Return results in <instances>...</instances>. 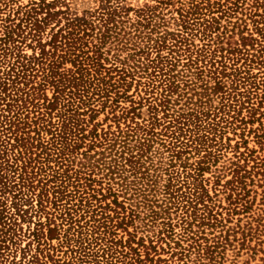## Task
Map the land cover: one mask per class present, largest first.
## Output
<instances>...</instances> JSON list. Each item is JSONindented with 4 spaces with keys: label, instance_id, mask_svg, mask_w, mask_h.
Masks as SVG:
<instances>
[{
    "label": "trees",
    "instance_id": "trees-1",
    "mask_svg": "<svg viewBox=\"0 0 264 264\" xmlns=\"http://www.w3.org/2000/svg\"><path fill=\"white\" fill-rule=\"evenodd\" d=\"M13 1L0 0V257L23 236L10 264H218L264 236V0H106L88 17Z\"/></svg>",
    "mask_w": 264,
    "mask_h": 264
},
{
    "label": "rangeland",
    "instance_id": "rangeland-1",
    "mask_svg": "<svg viewBox=\"0 0 264 264\" xmlns=\"http://www.w3.org/2000/svg\"><path fill=\"white\" fill-rule=\"evenodd\" d=\"M10 1V0H9ZM33 1V0H14L13 2H10L11 6L13 9L17 10L19 7H25L28 6V4ZM187 1V0H184ZM128 2L134 6L136 9L141 8L143 5L146 3H151L153 4L152 0H128ZM68 5L70 7V12L73 17H88L92 12L100 9L104 10L107 7L106 0H68ZM4 8V5L2 6ZM10 8H7L6 11H1V17H5L8 15ZM252 27V26H250ZM29 53L31 50H27ZM257 73L258 71L255 70ZM145 115V114H144ZM105 119V114H101L98 117V121L103 122ZM106 126V125H105ZM258 124L255 123L254 127H257ZM226 137H230L232 139L231 143L232 145H235L236 140H240L239 137L234 136L233 132H229L226 134L224 141H226ZM248 147L250 149H260L259 144H257L253 138V136H248ZM245 148H241L243 151ZM261 154L264 156V151L261 152ZM233 153L231 150H228L226 157L222 158L220 162L218 163L219 167H221L223 164L228 163V160L232 158ZM196 158H191V162H194ZM206 177H212V173L207 172ZM231 178L230 176L226 179ZM225 179V180H226ZM212 187V185H211ZM252 193L251 197L253 198L256 196V201L253 207V213L256 215L258 214H263L264 211V197H263V192H264V185L261 184V182H258V180H255L254 184L252 185ZM256 191V192H255ZM13 213V211H12ZM252 213V214H253ZM241 218V227L246 223L247 218L246 215H241L237 216L236 218ZM236 222V219H235ZM235 222L231 225H234ZM34 227L33 224H31V227ZM20 227L22 229V235L28 232L29 229V224L27 222H21L20 221ZM241 233V232H240ZM240 233L238 234V238H240ZM22 239V242L15 246L12 247L11 250L7 251L6 253L3 254V258H5L8 262L7 264H10L11 262H16L19 263L20 260L22 259L23 256V249L26 247L27 243L29 240L25 237H20ZM260 240H263V243L261 245H256ZM260 240H253L250 243L251 248H247L248 246H244V248L241 249V245L239 241L235 242V247L228 249L226 259L219 262L218 264H264V236ZM258 241V242H256ZM237 245V246H236ZM253 247H256V250H253ZM2 257H0V261L3 260Z\"/></svg>",
    "mask_w": 264,
    "mask_h": 264
}]
</instances>
